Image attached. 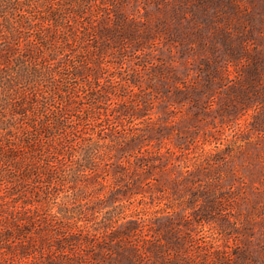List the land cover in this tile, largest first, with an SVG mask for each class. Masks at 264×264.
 I'll return each instance as SVG.
<instances>
[{
    "label": "rangeland",
    "instance_id": "374dc122",
    "mask_svg": "<svg viewBox=\"0 0 264 264\" xmlns=\"http://www.w3.org/2000/svg\"><path fill=\"white\" fill-rule=\"evenodd\" d=\"M31 1L0 264H264V0Z\"/></svg>",
    "mask_w": 264,
    "mask_h": 264
},
{
    "label": "trees",
    "instance_id": "16d2710c",
    "mask_svg": "<svg viewBox=\"0 0 264 264\" xmlns=\"http://www.w3.org/2000/svg\"><path fill=\"white\" fill-rule=\"evenodd\" d=\"M35 8L36 5L32 4L31 0H0V37L6 34H10L11 37L15 40L17 36L16 31H18L19 29L26 28L27 30H32L33 24H31V18L28 16L31 13L30 11ZM17 16L20 17V21H16L15 23L13 17ZM27 20L29 25L24 26ZM11 52L13 51L9 49L6 51L5 49H3V47L0 48V56H3L5 60L9 59L7 58V55H9V53ZM18 54L19 56H15L17 61L16 67L12 68L9 60V62L6 61L5 65H3L6 70H4L3 68H1L0 70V88L2 89L1 93L4 94V104L9 103L10 99H12L15 94H18L16 85L19 77L24 76V78L31 80V78L34 79L37 77V71L42 74L41 69H35L33 59L29 60L28 56L25 53L20 54L19 52ZM14 69L18 70L14 71ZM15 113L18 114V112ZM55 124L57 125V123ZM29 125L34 126V124H32V121L29 123ZM15 126L17 125L11 123V125L8 127L7 130L10 134L13 133V128H17ZM13 154H16L14 149H10V151L6 152V158H11V155Z\"/></svg>",
    "mask_w": 264,
    "mask_h": 264
}]
</instances>
